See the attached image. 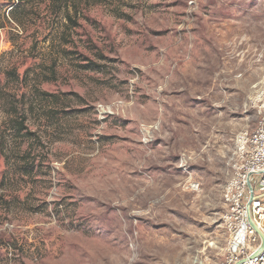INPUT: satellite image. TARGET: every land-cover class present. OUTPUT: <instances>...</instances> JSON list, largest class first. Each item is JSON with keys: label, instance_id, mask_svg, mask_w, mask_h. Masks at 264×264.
Here are the masks:
<instances>
[{"label": "rangeland", "instance_id": "obj_1", "mask_svg": "<svg viewBox=\"0 0 264 264\" xmlns=\"http://www.w3.org/2000/svg\"><path fill=\"white\" fill-rule=\"evenodd\" d=\"M70 2L0 0V264L218 262L264 0Z\"/></svg>", "mask_w": 264, "mask_h": 264}, {"label": "built area", "instance_id": "obj_2", "mask_svg": "<svg viewBox=\"0 0 264 264\" xmlns=\"http://www.w3.org/2000/svg\"><path fill=\"white\" fill-rule=\"evenodd\" d=\"M251 106L255 111L254 127L237 134L229 176L222 188L224 254L213 264H264V86L255 92ZM250 195L248 209L255 228L246 217Z\"/></svg>", "mask_w": 264, "mask_h": 264}, {"label": "trees", "instance_id": "obj_3", "mask_svg": "<svg viewBox=\"0 0 264 264\" xmlns=\"http://www.w3.org/2000/svg\"><path fill=\"white\" fill-rule=\"evenodd\" d=\"M45 1H47L48 2V5L49 6H52V7H54V10L55 11H59V12H63V13H65L64 15H65V17H66V19L68 20V21H73L72 19V17H71V15H69V13H68V5H71V2H70V0H45ZM70 3V4H69ZM14 8V7H13ZM13 8L11 9V10H13ZM71 10H72V12L74 13V14H76L77 13V11H78V8H77V4L76 3H73L72 5H71V7H69ZM10 10V11H11ZM16 125H17V131L19 132V133H22L24 130H25V128H24V126H23V123L21 122V121H16ZM30 133L29 132H27L26 130H25V132L23 133V135H29Z\"/></svg>", "mask_w": 264, "mask_h": 264}, {"label": "water", "instance_id": "obj_4", "mask_svg": "<svg viewBox=\"0 0 264 264\" xmlns=\"http://www.w3.org/2000/svg\"><path fill=\"white\" fill-rule=\"evenodd\" d=\"M251 199V195L249 196V199H248V203L246 204V210H247V214H246V217H247V220H248V222L250 223V225L252 226V227H254L255 228V226H254V224H253V222H252V219H251V217H250V213H249V209H248V206H249V200ZM257 233L259 234V232H258V230H257ZM263 246H264V240H263V238H262V248H263ZM261 248V249H262ZM260 249V250H261ZM260 250H258V251H260ZM258 253V252H257ZM257 253H255V254H257ZM254 254V255H255Z\"/></svg>", "mask_w": 264, "mask_h": 264}]
</instances>
